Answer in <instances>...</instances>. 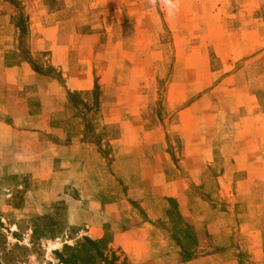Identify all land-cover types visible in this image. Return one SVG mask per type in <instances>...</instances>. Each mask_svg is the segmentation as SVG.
<instances>
[{
	"label": "crops",
	"instance_id": "obj_1",
	"mask_svg": "<svg viewBox=\"0 0 264 264\" xmlns=\"http://www.w3.org/2000/svg\"><path fill=\"white\" fill-rule=\"evenodd\" d=\"M20 1L28 19L27 47L20 43L13 6L0 0V170L27 173L54 187H80L98 214L87 226L92 238L102 237L112 210L118 211L113 247L129 264H264V112H257L261 104L254 94H248L251 114L240 118L243 130L228 139L214 121L202 132L184 125L189 119L181 121L183 159L176 164L159 119L150 128L140 116L141 124L131 128L144 106L121 100L119 85L102 102L92 137L67 109V93L90 94L105 75L102 68L96 72L97 51L104 33L123 22L126 0ZM262 4L246 0L241 12L250 18L234 33L251 29L248 51L238 56L264 68V43L255 41L264 19L253 16ZM100 9L106 17L95 14ZM98 27L105 29L102 35ZM103 127L120 134L105 129L98 142ZM120 160L127 174L115 171ZM216 162L221 166L214 181H202ZM176 218L190 239L179 242L166 229Z\"/></svg>",
	"mask_w": 264,
	"mask_h": 264
},
{
	"label": "rangeland",
	"instance_id": "obj_2",
	"mask_svg": "<svg viewBox=\"0 0 264 264\" xmlns=\"http://www.w3.org/2000/svg\"><path fill=\"white\" fill-rule=\"evenodd\" d=\"M245 3L126 0L120 25L108 33L96 28L101 35L104 33L97 51L96 72L102 68L105 74L96 81L98 118L102 102L111 100L118 91L115 85H119L121 100L131 99L144 106L131 128L141 124L140 116L150 128L159 119L160 135L175 164L183 159L181 121L189 119L184 125H194L200 132L214 121L216 130L227 139L243 130L245 124L240 118L250 115L254 105L248 94H254L261 104L257 112H264V68L259 61L246 64L248 58L238 56V52L248 51L244 44L251 37V29L244 30L243 35L234 33L241 22L250 18V13L241 12ZM95 14L102 18L108 12L100 9ZM253 16L264 19V4ZM257 29L259 25L253 28ZM19 38L27 47L28 33H20ZM255 41L263 45V27ZM50 73L55 74L53 70ZM244 104L248 106H240ZM188 107L189 112H185ZM225 121L228 124H222ZM107 132L118 136L120 131L111 128ZM126 166V161L120 160L115 171L127 174ZM220 166L221 162H216L201 180L214 181ZM27 175L0 170V264H85L87 261L82 259H86L88 246L82 247L84 238L102 241L107 256L109 250L115 252L118 261L114 264H129L123 252L113 247L114 233L120 228L115 223L118 211L112 210V220L105 223L102 237L92 238L87 226L98 219V214L86 203L80 187H54L53 182L48 184ZM66 197L82 202L68 204ZM170 205V215L176 217V205ZM181 223L176 218L174 225L166 227L179 242L191 238L190 230Z\"/></svg>",
	"mask_w": 264,
	"mask_h": 264
},
{
	"label": "trees",
	"instance_id": "obj_3",
	"mask_svg": "<svg viewBox=\"0 0 264 264\" xmlns=\"http://www.w3.org/2000/svg\"><path fill=\"white\" fill-rule=\"evenodd\" d=\"M9 2L14 10L15 16L14 21L16 26L18 27L19 34L20 33H28V19L25 14L24 8L20 0H5ZM26 23V27L24 24ZM27 28V31H26ZM26 31V32H25ZM36 68V69H35ZM37 70V67H34ZM98 89L95 86L94 90L90 94H80V93H67V105L68 110L72 111L74 118L79 119L82 124H84V130L89 135H94L93 129L94 125L96 124V120L98 119L97 113L99 111V99H98ZM105 127L101 130L97 135L98 142L100 141V134L106 133ZM109 129H106L108 131ZM92 135V137H94ZM97 138V137H96ZM102 241H93L88 238L83 239L82 247L88 246L85 250L86 259H82L84 262L87 261L85 264H114L118 261V257L116 256L115 252L109 250V255L107 256L104 251L106 247L102 250L101 248Z\"/></svg>",
	"mask_w": 264,
	"mask_h": 264
}]
</instances>
